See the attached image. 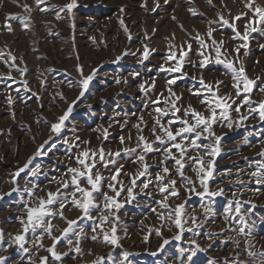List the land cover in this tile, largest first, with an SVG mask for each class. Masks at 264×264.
Here are the masks:
<instances>
[{"label":"rangeland","instance_id":"1","mask_svg":"<svg viewBox=\"0 0 264 264\" xmlns=\"http://www.w3.org/2000/svg\"><path fill=\"white\" fill-rule=\"evenodd\" d=\"M69 2L0 0V261L264 264V185H257L251 175L264 164V120L259 116V104L264 103L260 91L264 88V21L254 14L257 7L264 9V0H75L70 13L65 8ZM10 15L16 19H6ZM221 17L229 23L223 24ZM245 25L247 41L236 37V32L244 34ZM197 34L207 48L200 46ZM212 39L223 41L217 45L221 60L232 61L237 68L243 65L245 75L254 81L250 92H243L241 86L240 96L236 95L233 73L216 62ZM244 43L247 48L241 47ZM182 46L186 55L179 60ZM145 47L149 50L146 59ZM237 47L239 54L234 51ZM201 52L207 57L204 67H200ZM172 53L176 56L168 59ZM178 62L182 65L179 72L168 70ZM81 70L83 77L93 76L87 90L80 84ZM201 78L213 86L215 96L204 89ZM173 79L175 83L169 85ZM217 82H221L218 87ZM216 97L230 105L227 119L218 115L211 129L215 136L198 141L213 145L216 154L204 155L209 150H195L190 141L178 137L175 142L188 146L181 176L171 155L164 152L175 142L168 141L155 122L160 119L175 133L183 126L181 120L194 123L191 112L184 115L189 106L208 117L209 109L216 107ZM173 103L180 109L175 115L170 110ZM69 106L71 113L54 132L52 125L60 122ZM157 107L168 110L167 115L157 113ZM170 119L175 121L171 125ZM153 128L165 143L156 140ZM139 136L152 144V152L142 151ZM101 148L106 154L120 155H106V161H115L107 167L97 155L91 174L95 178L98 172L102 178L98 190L91 188L86 175L80 177L78 186L92 193L86 215L76 206L84 197L72 183L69 169L84 171L78 158L84 159V151L98 153ZM172 154L179 158L177 149L172 148ZM138 155L144 156L143 163ZM187 157L202 159L204 164ZM144 164L148 168L141 176ZM201 167L204 173L198 176ZM117 169L120 174L114 181ZM157 175L162 179L158 181ZM172 180L175 185L169 183ZM161 187L169 192L175 188L178 196L161 193ZM212 192L221 194H208ZM49 193L56 194L54 202L46 205L50 215L24 232L28 209L38 208ZM106 196L114 197L121 207H109ZM177 206H182L179 227ZM112 227L117 245L103 240L105 233L111 237ZM17 235L23 241L17 242ZM93 236L97 239L92 240ZM54 237L60 238L54 249L60 260L47 251Z\"/></svg>","mask_w":264,"mask_h":264},{"label":"snow or ice","instance_id":"2","mask_svg":"<svg viewBox=\"0 0 264 264\" xmlns=\"http://www.w3.org/2000/svg\"><path fill=\"white\" fill-rule=\"evenodd\" d=\"M40 2H42V0H37L38 4ZM209 2H210V0H209ZM247 6L249 8H251V4L250 3ZM75 7H76L75 0H70V2L65 5V8L67 9V11L69 13ZM25 9L28 10L27 9V5H25ZM190 11H192V10L190 9ZM254 14L256 16H258L259 20L264 21V9H261V8L257 7L254 10ZM6 19L14 20V19H16V17L10 15V16L6 17ZM173 19H175V17H173ZM220 19H221L223 24H228L229 23L227 20H224L223 17H221ZM235 19H240V17H236ZM121 23H123V22L121 21ZM209 23H212V22L210 21ZM5 27L9 31H11L10 26L5 25ZM180 27H181V30H183V26H180ZM233 30H234V32L236 31L235 28ZM125 31H127L126 28H125ZM251 31H256V29L252 28ZM207 35H208L209 39L212 38V29H209ZM236 37L241 39V40L247 41V39H248V27H247V25H245L244 34L241 35L239 32H236ZM195 39L199 42V44H200V46L202 48H207L208 47V45L206 44L205 40H203V39H201L199 37V34H197ZM218 43L222 45L223 41L217 42L214 39H212V45H213V48H214V51H215L216 62L217 63H223L228 69H230L232 71V73H233V77L232 78L235 81V83L232 85V87L237 90L236 91V95L240 96V94H241V86H242L243 92H245V93L250 92L251 89H252V86L254 84V81L248 79V77L245 75V69H244L242 64H241L240 67L237 68L232 61H229L227 59H224V60L220 59L222 53H221L220 47L217 46ZM241 47L247 48V43H244L243 45H241ZM187 48L190 50L191 49V44H188ZM234 51L237 54H239L240 48L237 47V48L234 49ZM148 54H149V50H148L147 47H145L144 53H143V56H144L145 59L147 58ZM199 54H200L201 57H203V59H201V61H200V67H204L205 66V60L207 59V57H205L203 52H201ZM245 54H247V53H245ZM0 55H2V54H0ZM185 55H186V53L183 51V46H182V48L180 50V53H179V60H183ZM175 56H176V53H172L171 55H169L168 59H172ZM10 59L13 60V61L15 60L14 57H10ZM117 59H119V58H117ZM193 66H195V65H193ZM181 67H182V65L178 62L175 67L170 68L168 70L169 71H173V72H179L181 70ZM160 70L164 71L165 69L163 67H161ZM81 75H82V70H81ZM92 79H93L92 75H89L87 77H83V75H82V79L80 81V84H81V86H82V88L84 90H87L89 82ZM167 83L169 85L174 84L175 80L174 79L173 80H169ZM200 83H201V85H203L204 89L210 95L215 96V92L213 91V86L212 85L205 84L202 78L200 80ZM219 83H221V82H217V87H218ZM140 88H141V90H145L146 91L145 86L143 84L140 85ZM260 91L264 92V88H261ZM82 95H83V91L81 92V96ZM171 95H175V94L171 93ZM229 99H230V97H229ZM247 100H248V97H245V101L244 102L247 103ZM223 101H224L223 97H216V107L209 109L210 112H211V115L208 116V117H205L201 113L196 112L194 109H191V106H189V109L185 110L184 115L187 116V115H189V112H191V117H192V120L194 121V123L189 124L187 120H181L180 123L183 126L181 128H179V129H177L175 131V133H173L168 128L164 127V125L161 124L160 119H157L155 123L160 126V131L164 134V136L167 137L168 141L175 142V141H177V138L179 137L180 141H186V140L190 141V146L193 149H195V150H200V149L209 150V151H205L204 155L214 156L216 154V149L213 147V145L198 143V141L201 140L202 136H203L204 139H208L209 137H214L215 136V133L211 129H212V125L214 123H216L218 115L220 117H223V118L227 119L226 109H227V107H230V105H226ZM204 102L205 101H202V103H204ZM155 103H159V101H156ZM216 108L224 109V111H221L220 113H217ZM170 110L173 113V115H175L176 112L180 111V109H178L175 106L174 103L172 104V107H171ZM234 110L236 112H239V106L236 109H234ZM250 110L255 112L257 109L250 108ZM71 111H72V107L69 106L68 111L63 116H61L59 118L60 122L58 124H53L52 125V130L54 132H58L59 131L60 125L63 123V121L65 119H67V116H68L69 113H71ZM155 111L157 113H161L163 115H167V113H168V110L162 109L160 107H157L155 109ZM259 116H260V118L262 120H264V103H260L259 104ZM177 119H179V117H177ZM242 119H246V117H242ZM141 121H142V118H141ZM174 122H175L174 120L170 119L167 123L169 125H171ZM137 128L139 130V125H137ZM197 129H199V131H197ZM185 133H189V134H193L194 133V135L189 137V136H185L184 135ZM204 134H207V135H204ZM153 135L156 136V140L157 141H159L160 143H165V141L161 138V136L156 134V129L155 128H153ZM216 139H217V141L219 140L218 137ZM123 142H124L123 141V137H121V143H123ZM138 142L143 144V149H142L143 152H152L154 150L152 144L149 143L143 136H139L138 137ZM172 148H175V149L178 150L179 158H176V156L174 154H172ZM132 151H135V149H133ZM187 151H188V146L182 147L181 143H179V142L172 143L170 147L164 149V152H166L169 155H171V158L174 160L175 165L178 166L177 171H178V173L181 176H183V172L180 171V170L183 169L184 166H185L184 163H182V161L185 159V153ZM37 154L39 155L41 153L38 152ZM97 155L99 156V159L103 163V165L105 167H107L108 163H114L115 161H106L105 160V156L106 155H108V156H113V155L114 156H119L120 153L116 152L114 154L113 153H107L106 154L104 152L103 148H101L98 153L95 152V151H93V152L84 151L82 153V156L84 157V159H79L78 158V160H77V162L82 166L84 171H80V170H78L76 168L69 169V171L71 173H73L72 183L74 185H77V189L76 190L79 191L84 197L83 202L82 203L77 202L76 206L77 207H81L84 210L86 215L88 214L89 206L92 204L91 199H89L91 197L92 193L89 192V191H86L84 188H80L78 186V181H79L80 177H83V176L86 175L87 183L91 186V188L93 190H98V186H99V183H100L102 178H101V176H100V174L98 172L95 174V178H93V175L91 174L92 168L95 167V162H96ZM262 155H264V154H262ZM137 159L141 163H143L145 158H144L143 155H138ZM187 159L193 161L195 164H204V161L202 159H198L196 157H187ZM86 161H91V164L87 163ZM30 162L31 161H29V163ZM162 163H163V161H162ZM27 167H28V165L26 164L25 168H27ZM147 168H148L147 164H144V172H140L139 175L143 176L145 174V172L147 171ZM20 171H24V169H20ZM163 172L165 174H168L169 173V169L167 167H164L163 168ZM202 173H204V168L203 167H201L197 171V175L199 176ZM33 174H35V173H33ZM119 174H120V169H117L116 170V175L112 176V180L115 181ZM15 175L18 176L19 172H17ZM207 175H211V173L208 172ZM251 175L253 177H255V183L257 185H264V164H260L259 167L257 168V170L252 172ZM156 179L159 181L162 178L159 175H157ZM132 183L135 184V180H133ZM169 183L171 185H175L176 181L172 180V181H169ZM201 185L204 186V181L203 180H201ZM65 186H67V185H65ZM143 186L146 188L147 184H144ZM109 187L112 189L113 192L116 193V196L120 195V191H118L114 186L109 185ZM121 190H122V185H121ZM255 190L256 191H260L261 189L257 188ZM160 192L161 193H168L171 196H178V192L175 190V188H173L169 192V189L167 187H161L160 188ZM205 192H207V188L206 187H205ZM208 194L211 195V196H217V195H220L221 192H212V193H208ZM55 195L56 194L49 193L48 194V199L46 201L42 199L40 201V205H39L38 208H29L28 209L27 224H25V226H24V232L28 231V226L29 225H31L33 228H35L39 224L43 223V220H44L45 216L50 215V212L46 208V205H51L54 202V196ZM128 195L129 196L132 195V189L131 188L128 189ZM105 200H106V203L108 204L109 207H111L112 205H114L117 209H119L121 207V204L118 203L115 200L114 197H107L106 196ZM181 207L182 206H177V208L175 209V215H176L175 223H176V225L178 227L180 226L179 217H180V208ZM236 212L237 213L240 212L239 202H237V205H236ZM107 218H108L107 216L103 217V221H106ZM21 223L24 224V221L22 220ZM73 223H75V221H69L70 225L73 224ZM48 231H49V235L51 236L50 227H49ZM67 231L68 230L66 229L65 230V235L67 234ZM111 231H112L111 237H109V235L107 233H105L103 235V240H104V242L109 243L111 245H117L118 244V238L115 235V231H116L115 227H112ZM240 231H243V229H241ZM23 239H24V237L22 235H17L15 237V240L17 242H21V241H23ZM53 239H54V245H53V247L48 248L47 251L51 253L52 257L55 260H60L61 256L58 255L57 252L54 250L55 249V243H58L60 238L59 237H54ZM96 239H97L96 236L92 237V240H96ZM176 239H180V237L177 236ZM0 240H2V234H0ZM68 243L71 244V240H69ZM77 243H79V241H77ZM165 243H167V241H165ZM20 247L23 248V243H20ZM76 251L77 252L80 251L79 247L76 248ZM124 258H125V260L127 259V253H124ZM189 260H191V257H189ZM0 264H3V261H0ZM41 264H44V261H42Z\"/></svg>","mask_w":264,"mask_h":264}]
</instances>
